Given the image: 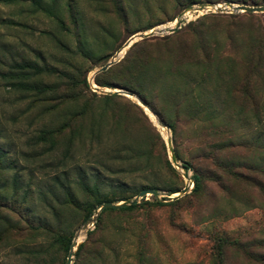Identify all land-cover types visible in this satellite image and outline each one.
Returning a JSON list of instances; mask_svg holds the SVG:
<instances>
[{
	"label": "rangeland",
	"instance_id": "obj_1",
	"mask_svg": "<svg viewBox=\"0 0 264 264\" xmlns=\"http://www.w3.org/2000/svg\"><path fill=\"white\" fill-rule=\"evenodd\" d=\"M233 4L264 0H0V264H66L59 233L86 242L71 264H264V13ZM187 12L174 33L156 30ZM142 41L133 63L144 48L160 60L149 64L144 91L154 110L145 104L169 137L135 97L114 93L130 80L121 62ZM26 62L53 69L19 76L48 93L16 87ZM94 123L101 144L84 140ZM46 130L60 137L53 151L39 139ZM113 140L152 150L151 165L122 169ZM170 149L192 167H176ZM80 181L110 195L161 188L89 234L97 208L84 222L65 199L89 200ZM171 182L178 195L166 190Z\"/></svg>",
	"mask_w": 264,
	"mask_h": 264
},
{
	"label": "trees",
	"instance_id": "obj_2",
	"mask_svg": "<svg viewBox=\"0 0 264 264\" xmlns=\"http://www.w3.org/2000/svg\"><path fill=\"white\" fill-rule=\"evenodd\" d=\"M5 3H8L11 0H1ZM252 2L254 0H251ZM35 3L39 4L40 0H34ZM147 41H142V42H136L132 45L131 49L127 53L126 57L124 58V61L121 62L122 66H126L128 69L129 77L130 80L128 83L120 87L121 89H125L129 92H132L136 94L141 100H143L144 103L148 104L153 110V106L148 102L147 97L144 94V91L147 86V79L148 75L150 78L149 74V67L150 63L152 62H159L160 60L152 54V51L149 49L147 51L140 52L139 53V58L142 59V61L139 60V58H136V61L133 63V58L135 56V53L137 50H143V47L145 44H147ZM139 61V62H138ZM18 70H16L15 75L16 77L14 78L16 82L14 84L16 87L26 89V90H32L35 91L38 94H43V93H48V86L47 85H42V84H37V83H30L26 81V77H19L20 75H26L27 71L32 70L33 73H41V72H48L51 73L53 69L51 68H41L37 66L36 64H32L31 62H26V63H19L17 64ZM29 69V70H28ZM131 75V76H130ZM216 76L220 78L221 74L216 73ZM102 86H109L107 84H102ZM115 88V86H109ZM53 90H50L52 92ZM132 104V103H131ZM133 107L137 108L141 114L142 110L140 106L137 104H132ZM146 118V117H145ZM162 118V117H161ZM162 120L169 126L173 134L176 132V125L167 122L162 118ZM148 127L151 130H154L152 127L151 123H148ZM103 132L102 128L100 127L99 124L94 123L93 126L89 129V132L86 134V137L84 140L89 139L90 142L93 140H96L97 143L101 144V140L99 138V135H101ZM80 138L83 136L82 132H79ZM157 136L160 139V136L157 134ZM40 141H43L45 143L49 144L50 149L53 151L61 145L60 142V137L55 135V132L53 130H46L42 132L39 136ZM161 140V139H160ZM81 141V140H80ZM162 141V140H161ZM75 139L70 138L69 141L67 142V145L65 144V149H66V155H69V152L72 151L74 145H75ZM114 149H113V160L117 161L119 165H121V168L123 169L124 166H127L129 169L133 170H141L145 171L144 168H148L151 165V159H152V150H138L137 147L133 146L132 144H126L127 146H122L120 147V143L122 141H114ZM163 145V150L166 149L164 146V142H162ZM175 154L177 159L183 160V157L181 156V153L179 152L178 149H175ZM1 159V155H0ZM167 164L169 167H171L173 170H175L169 160L167 159ZM186 165H184L188 170L192 167L191 163L185 162ZM144 167V168H143ZM194 180V188L193 191L197 192L201 188V174L198 171H195V174L193 176ZM81 182V187L84 190L85 193H87V196H89V200H84L83 202L78 200L71 192H67L65 194V199L66 202L75 205L79 210H82L85 214V219L84 222H88L92 220V216L94 215L95 209L98 207L103 202H114L117 203L122 199H129L132 198L135 194L139 193L140 191L144 189H160L161 187L157 184H151V185H142L138 189H136L133 193L127 195L129 192H122L120 194H108V193H102L99 189V186L97 184H90V183H84V181ZM172 185H169L167 187V191L176 193L180 190V187L178 184L171 182ZM162 204V203H158ZM141 206L139 203H135L132 205H125V206H120V207H115V208H104L101 210V212L97 216V220L95 222L96 229L90 230L89 234H93L95 231L101 229V224L105 222V219L109 216H112V219L116 220L115 218H118L119 215L124 214L125 212H130L135 210ZM74 235L72 233L69 234H62L59 233L56 235V242L60 244L65 252H69L71 243L73 241ZM86 242H82L78 248V254L77 256L80 255L81 251L85 247ZM222 248H219V253H222Z\"/></svg>",
	"mask_w": 264,
	"mask_h": 264
},
{
	"label": "water",
	"instance_id": "obj_3",
	"mask_svg": "<svg viewBox=\"0 0 264 264\" xmlns=\"http://www.w3.org/2000/svg\"><path fill=\"white\" fill-rule=\"evenodd\" d=\"M204 9V7H200L199 10H202ZM231 9L233 11H236V12H261V13H264V5H258V6H254V5H247V4H233L231 5ZM184 14H182L181 16L177 17L176 18V24L175 26H173L172 28H169L168 30L166 31H160L161 33H164V32H170V33H174L177 29H180L182 24L185 22V18L183 17ZM146 36L145 33H141V34H138V35H134L130 40H128V42L126 43L125 47H129L133 41H135L136 39L138 38H144ZM114 63H116V60L115 59H112L110 60L105 66H103L101 68V70H106L108 69L110 66H112ZM114 93H121V94H124L126 96H130V97H135L136 100L138 101V104L141 105L142 107L144 108H147L148 107L146 106V104L141 100L139 99L134 93L132 92H129L125 89H118V90H115ZM160 122V121H159ZM160 125L162 126H166L164 125L163 123L160 122ZM168 142L170 143L171 140L170 138H168ZM171 151V161L173 162V164H175V166H181L182 169L185 170H188L182 163H178V159L176 157V154L174 151H172V149H170ZM191 184H193V186H191ZM189 186H190V189H192V187H194V181H193V178L190 177V180H189ZM159 189H146V190H143L137 197H135L133 200L131 199H122L120 200L119 202L117 203H114V202H103L101 203L100 205H98L97 209H96V214L93 216V221L95 222L97 220V216L98 214L100 213L101 210H103L104 208H115V207H120V206H125V205H132V204H135V203H138L139 202V198L140 197H143L146 193H151L153 195H157L159 193L158 191ZM187 191V188H185L182 192L185 193ZM180 192V191H178ZM169 194H174L172 192H169ZM82 242H78V237L75 236V238L73 239L72 243H71V247H70V250H69V255H68V258H67V261H66V264H71V261H72V257L74 255V253L78 250L80 244ZM76 247V248H75Z\"/></svg>",
	"mask_w": 264,
	"mask_h": 264
},
{
	"label": "bare ground",
	"instance_id": "obj_4",
	"mask_svg": "<svg viewBox=\"0 0 264 264\" xmlns=\"http://www.w3.org/2000/svg\"><path fill=\"white\" fill-rule=\"evenodd\" d=\"M183 17L184 18H189V17H191V15H190V13L189 12H187V13H185L184 15H183ZM175 24H176V21H172L170 24H168V25H161V26H159V27H157L156 28V30H159V31H166V30H168L169 28H172L173 26H175ZM122 54V53H121ZM135 100H136V98H135ZM146 109V111H147V113L149 114V116L151 117V119L154 121V123L158 126V127H160V130L162 131V133L164 134V136H168L169 137V135H168V133H167V131L165 130V128L162 126V125H160V122H159V120L156 118V116L149 110V109H147V108H145ZM174 194H176V195H178V193H174ZM81 239V237H79L78 238V241Z\"/></svg>",
	"mask_w": 264,
	"mask_h": 264
},
{
	"label": "built area",
	"instance_id": "obj_5",
	"mask_svg": "<svg viewBox=\"0 0 264 264\" xmlns=\"http://www.w3.org/2000/svg\"><path fill=\"white\" fill-rule=\"evenodd\" d=\"M191 186H193V184H191Z\"/></svg>",
	"mask_w": 264,
	"mask_h": 264
}]
</instances>
